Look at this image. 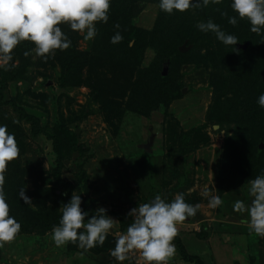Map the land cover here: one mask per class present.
<instances>
[{"label": "rangeland", "instance_id": "obj_1", "mask_svg": "<svg viewBox=\"0 0 264 264\" xmlns=\"http://www.w3.org/2000/svg\"><path fill=\"white\" fill-rule=\"evenodd\" d=\"M230 4L231 0H222L203 9H190L183 15L196 26L221 12L237 15ZM138 7L142 8L132 17L131 25L137 30L151 32L157 23V6L146 3ZM244 20H238V24L233 26V34L239 42L235 48L229 46L231 57L226 65L231 66H228L227 73L224 72L232 88L217 93L223 95L218 115L213 112L217 94L212 83H216L221 68L212 67L209 62L199 65L192 61L193 54L181 61H172L171 57L155 58L153 67L163 78L157 91L163 89L165 80L166 89L170 90V94L165 90L156 92L157 96L151 94L152 89L147 95L144 92L145 83L159 86L154 76L145 72L144 80L137 72L129 74L135 65L131 57L125 54L121 58L115 48L110 57L112 60L106 61L108 57L102 56L101 49L94 45L96 37L85 40L84 33L73 32L67 25L60 26L72 41L68 50H56L46 60L34 52L19 58L13 54L16 66L10 70L0 68L5 77L8 74L15 76L0 85V124L7 125L8 131L15 135L18 147L20 141L17 138L23 140L28 151L22 153L19 148V157L9 162L5 172L8 179L4 185L5 193L16 189L17 196L20 190L16 185L19 183V188H24L32 200L28 206L36 209L32 204L35 197L41 194L40 189H49L50 183L48 180L45 184L44 178L47 177L41 176L42 173L34 167L39 160L44 173L52 175L50 171L61 156L67 163L63 174L67 184L74 183L72 175L76 169L79 178L87 177L89 197L97 205L92 211L83 204L82 208L91 215L103 207L116 220L118 215L132 220L127 213L136 206L128 201L129 191L133 196L138 195V185L146 184L149 179L146 174L150 178L155 177L157 170L154 168L158 167L159 157H163L167 167L173 169L167 173L170 177L176 169H182L167 183L163 181L164 178L167 180L166 177L162 180L155 178L169 191L171 196L167 199L171 201L175 194L182 192L187 203L201 205L194 217L177 225V236L186 235L181 238L185 243L184 239L189 238L185 244L188 252L200 257L202 264H264V237L251 232L242 222L244 216L233 211L236 200H243L246 204L251 202L248 181L264 171L263 140L255 137L252 146L246 144L244 157L239 150H233L235 145L232 144L243 143L245 136L249 137L250 128L257 125L254 134H261L264 138V128L262 130L259 125V122L264 124V114L258 120V113L264 110L257 104L259 95L264 93L260 78L247 73L239 83L238 80L232 81L235 66L241 70L243 63H248L242 53L249 45L247 36L254 35L260 42L264 40V35L249 30L248 21V27H242ZM132 44L133 40L129 47ZM105 48L109 51L110 46ZM189 50L186 41L179 47L181 53ZM205 52L202 49L201 55ZM57 53L60 54L59 60ZM152 58L153 53L148 51L139 68L149 67ZM108 66H113L117 75H112L113 68L107 70ZM118 70L127 72L122 83H117ZM216 126L219 129L216 130ZM232 138L236 139L227 145V140ZM230 148L232 152H229ZM144 158L153 164L149 171L144 168ZM222 163L225 169L221 176L227 178V182L233 180L227 185L228 189L221 186L220 176L215 177L221 171ZM166 165L164 167L168 171ZM152 184L151 188L162 189L160 183ZM205 187L213 195H220L224 201L222 206L216 209L208 207V199L201 195ZM161 195L164 196L163 191ZM39 198L47 206L55 204L53 197ZM151 199L146 197L142 203ZM133 201L137 203L136 199ZM61 206H57L59 217L62 215ZM56 221L54 225L59 224ZM54 225L42 235H17L13 241L5 243L0 247V264H118L110 255V249L115 247V238L125 233L120 230L118 221L104 245L89 251L71 242L56 247L51 239ZM232 248H238V254L229 261L235 255L231 253L235 251ZM123 264L145 262L140 253L134 252ZM169 264L185 263L175 253Z\"/></svg>", "mask_w": 264, "mask_h": 264}, {"label": "clouds", "instance_id": "obj_2", "mask_svg": "<svg viewBox=\"0 0 264 264\" xmlns=\"http://www.w3.org/2000/svg\"><path fill=\"white\" fill-rule=\"evenodd\" d=\"M112 0H0V68L10 70L15 67L13 50L23 41L31 42L33 49L24 52L27 57L33 52L45 60L54 55L56 50L65 51L72 46V41L60 25H67L73 32L84 33L85 40H93L98 35L96 25L108 23ZM222 0H159V8L166 14L185 12L190 9L207 7L210 3L219 4ZM231 9L237 15L228 16V24L236 26L238 20L247 19L250 31L264 35V0H231ZM116 29L120 28L115 24ZM197 29L205 34L212 33L225 46H235L239 42L236 35L223 30L212 19L201 21ZM124 37L116 31L111 37L112 44L120 43ZM257 104L264 109V93L257 99ZM219 126H216V130ZM20 150L13 133L7 125L0 124V247L13 241L21 231V223L10 215L7 202L5 172L9 162L19 157ZM251 197L250 203L236 200L233 211L244 216L242 220L259 237H264V171L248 181ZM64 195H67L65 192ZM208 199V207L216 209L224 201L219 195H213L205 187L201 193ZM19 198L24 204L32 200L25 189L19 191ZM81 195L72 194L71 199L61 206L62 215L58 225L51 230V239L56 247L69 242L76 244L84 251L103 246L110 231L117 224L116 219L108 215L107 210L100 207L95 214L82 208ZM200 204H190L184 193L175 194L169 201L160 193L155 194L149 202L138 204L129 210L127 215L132 222L126 232L115 238V247L110 255L123 264L130 253H140L145 264H169L175 256L173 243L178 234L177 225L194 217ZM246 214V215H245Z\"/></svg>", "mask_w": 264, "mask_h": 264}, {"label": "trees", "instance_id": "obj_3", "mask_svg": "<svg viewBox=\"0 0 264 264\" xmlns=\"http://www.w3.org/2000/svg\"><path fill=\"white\" fill-rule=\"evenodd\" d=\"M146 3H152L153 5L157 6V23L155 24L154 29L151 32H143L141 30H137V28H134L133 25H131V19L132 17L140 12V9L142 7H138V5L142 4L145 5ZM203 9V8H201ZM209 9V8H208ZM226 12V11H225ZM186 13V12H185ZM184 12H174V14L169 15L166 14L165 12L161 11L159 8V0H112L111 2V7H110V11H109V21L108 23H98L96 25L97 29H98V35L96 36V41L94 43L95 47L98 48L99 50L101 49V53L102 56L108 57L106 61H110L112 60V58H110L112 56L113 50L116 48L118 55L121 56V58L125 57V54L127 55V57H131L134 65V69L132 71H130L131 73L129 74H135V72H137L136 74L142 75L143 79L146 80L145 78V72L146 73H150V75L154 76V78L156 79V81L159 82V86L155 87L152 86V84H146L145 82V95L148 94L149 90H151V94L154 96H157L156 92H160V91H166V94H170V90L167 91L168 89H166V82L167 80H165V86L162 83V87L163 89L160 91H157V88H160V83L161 80L163 78L160 77V75H158V73H156V69H154L153 66H155V64L152 63H156L155 58L160 57V58H165V57H171V59H173L172 61H181V60H185L188 58V56H190V54H193V57H191L192 61L195 60L196 63L203 64L206 62H209L212 64V67L217 66L219 68H221V72L217 74V81L216 83H212V86L215 90V94H217L218 92H223L225 90H230L232 88V86L229 84L230 83V79L228 77H225L224 72H228L227 68L228 66L231 65H226L227 61L230 60V55L228 53L229 51V46H225L224 44H222L221 42H219L214 34L212 33H208L205 34L201 31H199L195 25H193L194 22L190 21V18H188L187 16H184L183 14H185ZM222 13V12H221ZM228 16H233V12L228 13ZM208 19H212L215 23L219 24L221 26V28L223 30H225L226 32L233 34V26L228 24L227 18L222 16L221 14L216 16V17H210ZM188 23L183 24V23ZM206 22V20H205ZM247 19H245L244 21H242L243 26L242 27H246L247 26ZM115 24H119L120 28L116 29L114 27ZM177 25V27H170V26H175ZM186 25V27L184 26ZM230 26V28H229ZM248 27V26H247ZM171 28V30L169 29ZM116 31H120V33L122 34V36L124 37V39L118 43V44H112L110 42L111 37L115 34ZM163 34V35H162ZM258 35V34H257ZM256 35V36H257ZM248 40V47L245 51H243V55L245 56L246 60L248 63H243V69H239L237 66H235V72L233 73V79L232 81H236L238 80L237 83H239V81H242L244 75H246L247 73L250 74H255L257 77L260 78L261 80V84H263L264 87V40H262L260 42L258 37H255L254 35H250L249 37L247 36L246 38ZM133 40V44L132 47H129L130 42ZM187 42V47H190V50L186 53H181L179 51V47L183 44V42ZM263 43V44H262ZM34 45L31 42H23L20 43L14 50H13V54L14 57L19 58L20 56H24V52L29 50L30 48H32ZM106 46H110L109 51L105 48ZM232 47V46H230ZM104 48V50H103ZM202 49H205L206 52L205 54L201 55V51ZM148 51H151L153 53V58L151 59V63L149 64V67L147 68H139V64L141 63V61L145 58V55ZM104 52V53H103ZM259 52L263 53V54H258ZM161 53V54H160ZM57 59L59 60V56L60 54L57 53ZM128 57V58H129ZM191 62V61H190ZM102 65V64H100ZM153 68H152V67ZM227 66V67H226ZM137 67V70H136ZM216 67V68H217ZM112 67L108 66L109 70ZM146 69V70H145ZM18 70L21 71L20 68H18ZM245 72V73H244ZM259 72V73H258ZM117 70H115V68L112 69V75H117ZM126 70L124 73L120 72L118 70V80L117 83H122L124 80V77L126 76ZM19 75V74H18ZM21 75H19L20 77ZM11 77H15L12 74H8V77H5L4 74L0 73V85L4 84L5 81H7V79H11ZM116 78V76H115ZM154 79V81H155ZM213 79V78H212ZM214 81V80H213ZM260 84V85H261ZM156 85H158L156 83ZM168 87V86H167ZM165 88V89H164ZM261 89V88H260ZM1 90V89H0ZM261 92L262 89H261ZM148 97V96H147ZM152 97V96H150ZM223 95L221 94H217L215 96L214 99V107H213V112H215L217 115L220 114V110L222 109V103H221V99H222ZM236 97V94H235ZM145 100H147L146 96L144 97ZM264 114V110L261 111L260 113H258L259 117L258 120L261 119V115ZM260 127H262L261 129L263 130L264 128V124H262L261 122H259ZM258 127V125L256 126ZM256 127L254 128L253 126L250 128V132L248 131L247 135H249V137L245 136L246 138H242L244 140L243 143H235L232 142L233 145H235V147H233L234 149L239 150L244 157V150L246 147V144L248 146H252L253 145V139L259 138L261 140L264 141L263 136L260 135H255L254 131H256ZM259 133V132H257ZM233 139L236 138H232L230 140H227V145L229 144L230 141H232ZM19 142V148L21 150V152H26L28 151V148H26V145L24 143L23 140H20L19 138H17ZM238 144V146H237ZM228 150V147H227ZM249 150V149H248ZM229 152H232V148H230ZM262 155H264V151L261 152ZM172 155V153L170 152V156ZM148 158L150 155H147ZM146 156V157H147ZM58 157V156H57ZM138 158V156H137ZM169 158V154L167 156L166 161ZM260 158V157H258ZM152 160V159H150ZM260 160V159H258ZM144 168H146L147 171H149L150 169V161L146 160V158H144ZM152 163V161H151ZM66 162L64 161L63 157L59 156V158L55 161V166L54 168L51 169L50 173L53 175H49V173H44L45 170L42 168V165L39 164V160L37 163V166L34 167V169H37L39 173H42L41 176H45L47 178H44L45 184H47V181L49 180L50 186L49 189H40V193L41 194H37L38 196L35 197L34 202L32 203L36 209H31L28 204H24L23 200H21L19 197V194L16 196V189L11 190V193H7L6 192V197H7V202L10 205V215L14 216L18 222L21 223V231L18 235H31L32 234H36V235H42L45 233V231L47 229H49L52 225H54V222H59L60 217L57 214V206L59 205H63V203H67L70 199L71 196L74 192V194L77 195H81L82 197V201H83V206H85L87 209H90V211L94 210L95 206L97 205L96 202L91 199L89 197V189H90V185L87 182V177H81L79 178L78 175H76V170L75 173H73V179H74V183L72 184H67L66 180L64 179V173H66ZM34 165V164H33ZM141 166V161L140 164ZM164 165H166L165 160L163 161V157H159V163H158V167L154 168L155 170H157L155 172V177L150 178L149 174H146L145 176L148 179V181L146 182V184H143V186L138 185L137 190H138V195L133 196V194L131 193V191H129L128 194V201L131 202V204L133 206H138V204H142V202L144 200H146V197H148L149 199L154 198L155 194L158 193V190L160 191V194L163 191L164 196H166L167 198L170 197V193L169 191L167 192V190H165L164 186H162L161 181L163 177H166L167 180L166 181L169 182L170 179H173L174 174L176 175V173H181L180 168L176 169V173H173L172 176L170 177L167 173L169 171H172L173 169L171 167H164ZM153 167V164L151 165ZM225 169V164L222 163L221 165V171L219 170V174L216 173L215 177L217 179V176L221 177V186H226L228 189V184H232L233 180H228L227 182V178L221 176V174L224 172ZM30 170H32V167H30ZM127 170V168L125 167V171ZM223 171V172H222ZM44 173V174H43ZM21 174H19L18 176H20ZM167 175V176H166ZM231 175V173H230ZM53 177V180L51 179V177ZM160 178L159 182L155 181L156 179ZM7 178H5L6 181ZM8 181V179H7ZM152 183H160L161 188H151L152 187ZM223 183V184H222ZM44 185V182H43ZM150 185V187H149ZM164 185V184H163ZM220 185V183H219ZM18 187V191L21 188H19L21 185L18 183L16 185ZM15 186V188H16ZM16 191V192H15ZM228 191V190H227ZM15 192V193H14ZM67 193V195H64V193ZM126 192V190H125ZM133 192V191H132ZM43 196L42 199H46L48 196L49 197H53V203H55L53 206H47L46 202H42V200H40V196ZM9 196V197H8ZM146 196V197H145ZM220 196V195H219ZM194 197V196H192ZM137 200V203L134 204L133 200ZM194 205V203H192ZM108 215H110V212H107ZM113 215V214H112ZM118 218V222H119V228L121 231L126 232L127 227L129 226V224L132 222V220L130 219H126V218H122L120 215L117 216ZM208 233H205V235ZM186 235H181L180 237L176 236L173 243L176 247V255H178L179 259L181 260V262L185 263V264H202L203 261L201 260L200 257L198 256H194L191 255L188 252V248L187 245H185L186 243L184 241H182V237H185ZM190 237V236H188ZM187 239V237L185 238ZM184 239V240H185ZM189 239V238H188ZM186 241V240H185Z\"/></svg>", "mask_w": 264, "mask_h": 264}, {"label": "crops", "instance_id": "obj_4", "mask_svg": "<svg viewBox=\"0 0 264 264\" xmlns=\"http://www.w3.org/2000/svg\"><path fill=\"white\" fill-rule=\"evenodd\" d=\"M185 240L188 241V239H185ZM230 249H231V248H230ZM230 249H229V252H230ZM232 249H235V248H232ZM231 253H235V255L232 256L231 259H230L229 261L233 260V258H236L237 254H238V248H236L235 251H233V252H231Z\"/></svg>", "mask_w": 264, "mask_h": 264}, {"label": "water", "instance_id": "obj_5", "mask_svg": "<svg viewBox=\"0 0 264 264\" xmlns=\"http://www.w3.org/2000/svg\"><path fill=\"white\" fill-rule=\"evenodd\" d=\"M183 50V49H182Z\"/></svg>", "mask_w": 264, "mask_h": 264}]
</instances>
